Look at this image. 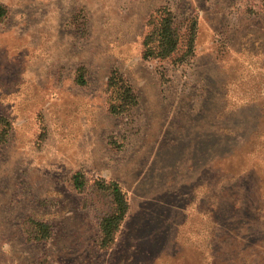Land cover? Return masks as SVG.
I'll return each instance as SVG.
<instances>
[{"label": "rangeland", "instance_id": "374dc122", "mask_svg": "<svg viewBox=\"0 0 264 264\" xmlns=\"http://www.w3.org/2000/svg\"><path fill=\"white\" fill-rule=\"evenodd\" d=\"M0 5V264H264V0ZM161 8L197 21L193 58H143ZM114 70L138 98L122 114ZM99 180L130 207L108 250Z\"/></svg>", "mask_w": 264, "mask_h": 264}, {"label": "trees", "instance_id": "16d2710c", "mask_svg": "<svg viewBox=\"0 0 264 264\" xmlns=\"http://www.w3.org/2000/svg\"><path fill=\"white\" fill-rule=\"evenodd\" d=\"M6 15V9L0 5V19ZM148 31L142 41V56L145 60H188L194 57L197 35V21L187 18L179 23L171 10L161 8L156 10L148 20ZM84 84L83 75L79 80ZM108 90L109 109L114 114L130 111L138 104V98L128 80L114 70L109 78ZM0 121H5L0 117ZM9 124V123H8ZM8 131L0 132V146L5 141ZM77 190H83L85 177L77 173L73 177ZM96 189L109 200V211L103 215L99 224L100 248L111 249L116 242L117 235L128 215L129 203L126 193L115 182L99 180L95 183ZM34 238L39 241L49 240L50 225L43 222H34Z\"/></svg>", "mask_w": 264, "mask_h": 264}]
</instances>
